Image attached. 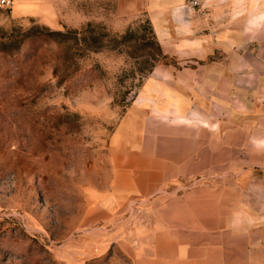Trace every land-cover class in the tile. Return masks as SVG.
I'll return each instance as SVG.
<instances>
[{
	"label": "rangeland",
	"instance_id": "rangeland-1",
	"mask_svg": "<svg viewBox=\"0 0 264 264\" xmlns=\"http://www.w3.org/2000/svg\"><path fill=\"white\" fill-rule=\"evenodd\" d=\"M1 1L0 264H119L84 256L113 226L84 217L109 192L121 120L152 70L176 64L150 21L161 0ZM186 4L201 35L235 45L264 0Z\"/></svg>",
	"mask_w": 264,
	"mask_h": 264
},
{
	"label": "crops",
	"instance_id": "crops-1",
	"mask_svg": "<svg viewBox=\"0 0 264 264\" xmlns=\"http://www.w3.org/2000/svg\"><path fill=\"white\" fill-rule=\"evenodd\" d=\"M158 3L150 21L176 64L152 70L117 127L109 192L84 217L113 226L84 256L264 264V7L219 45L186 0Z\"/></svg>",
	"mask_w": 264,
	"mask_h": 264
},
{
	"label": "built area",
	"instance_id": "built-area-1",
	"mask_svg": "<svg viewBox=\"0 0 264 264\" xmlns=\"http://www.w3.org/2000/svg\"><path fill=\"white\" fill-rule=\"evenodd\" d=\"M11 1L10 0H2L1 1V6L2 7H10Z\"/></svg>",
	"mask_w": 264,
	"mask_h": 264
},
{
	"label": "trees",
	"instance_id": "trees-1",
	"mask_svg": "<svg viewBox=\"0 0 264 264\" xmlns=\"http://www.w3.org/2000/svg\"><path fill=\"white\" fill-rule=\"evenodd\" d=\"M156 37V36H155ZM156 40H157V38H156ZM158 42V41H157ZM159 44V43H158ZM159 48H160V46H159ZM160 50H161V48H160ZM161 53H162V51H161ZM163 54V53H162ZM164 56V55H163ZM166 57V56H165Z\"/></svg>",
	"mask_w": 264,
	"mask_h": 264
}]
</instances>
